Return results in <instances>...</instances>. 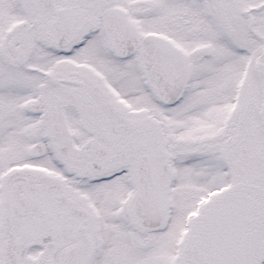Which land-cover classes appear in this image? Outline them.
Listing matches in <instances>:
<instances>
[{
	"label": "snow or ice",
	"instance_id": "1",
	"mask_svg": "<svg viewBox=\"0 0 264 264\" xmlns=\"http://www.w3.org/2000/svg\"><path fill=\"white\" fill-rule=\"evenodd\" d=\"M0 264H264V0H0Z\"/></svg>",
	"mask_w": 264,
	"mask_h": 264
}]
</instances>
